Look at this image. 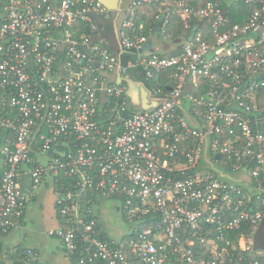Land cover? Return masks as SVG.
<instances>
[{"label": "built area", "instance_id": "1", "mask_svg": "<svg viewBox=\"0 0 264 264\" xmlns=\"http://www.w3.org/2000/svg\"><path fill=\"white\" fill-rule=\"evenodd\" d=\"M221 1L240 4L241 21ZM144 5L163 38L177 40L176 21L191 35L177 54L136 61L147 82L169 71L173 84H149L158 102L132 110L90 15L110 19L102 1L0 0V234L47 181L59 221L49 233L71 264H264L253 246L264 216V0H118L123 49L154 33L136 24ZM108 198L132 220L119 236L104 219ZM17 262L41 264L30 248L7 264Z\"/></svg>", "mask_w": 264, "mask_h": 264}, {"label": "crops", "instance_id": "2", "mask_svg": "<svg viewBox=\"0 0 264 264\" xmlns=\"http://www.w3.org/2000/svg\"><path fill=\"white\" fill-rule=\"evenodd\" d=\"M123 15V12L111 9L109 20L98 21L100 26L98 37L106 40L109 49L116 55L122 68V70L117 68L108 75H111V78L115 75H123L128 80L127 95L130 109L151 108L156 105L159 99L152 95L150 83L144 78L142 68L135 63L141 55L148 53L165 55L175 50L179 40L163 38L156 26L154 33L149 38L152 41L150 49L143 52L123 49L115 33V28L119 26ZM1 166L0 159V175ZM29 183L28 177H23L20 181V186L25 192L30 190ZM54 198L53 189L47 181L41 183L30 194V200L17 225L8 232L0 234V264H7L10 258L15 257L18 253L21 255L27 248L32 249L38 255L41 264H71L64 255L60 241L49 233V230L59 225Z\"/></svg>", "mask_w": 264, "mask_h": 264}, {"label": "trees", "instance_id": "3", "mask_svg": "<svg viewBox=\"0 0 264 264\" xmlns=\"http://www.w3.org/2000/svg\"><path fill=\"white\" fill-rule=\"evenodd\" d=\"M221 7L223 9V11L225 12L226 15H230L232 17V20L234 22H239L241 21L242 17L240 16L239 18H237L236 16H234L233 14L236 13V11H239L241 6L240 4L236 3V4H231V5H227L225 3V1H221L220 2ZM244 9H246L245 11L247 12V10H251L252 7L250 5H247ZM155 9L150 6V5H144L141 6V8L138 11V15H137V19H136V24H142V32L146 33L147 30L152 27L153 30L155 31L156 28V24L154 23V13H155ZM169 33L173 36L174 39H180L183 37H186L189 33L185 32L181 23L179 21L174 22V24L172 26H170L169 28ZM178 48L175 50H172L170 52H168L167 54H165L164 56H168L171 54H177L178 52ZM172 75L169 71H164L163 73L160 74V77L150 81V84L153 86H159L161 87L164 91H167L169 89V86H172L173 84V80L172 78L169 76ZM258 102L259 104L262 103V99H264V95H259L258 96ZM262 208H264V206H261ZM18 264V262H17Z\"/></svg>", "mask_w": 264, "mask_h": 264}, {"label": "rangeland", "instance_id": "4", "mask_svg": "<svg viewBox=\"0 0 264 264\" xmlns=\"http://www.w3.org/2000/svg\"><path fill=\"white\" fill-rule=\"evenodd\" d=\"M139 58H141V56ZM188 101V99L185 100V104H187ZM208 168L209 167H207V169ZM113 203V200H111L110 198L107 199L104 219L113 226L112 230L114 234H117V236H119L121 234H124L130 228V226L132 225V220L124 216L121 212L116 211L112 207Z\"/></svg>", "mask_w": 264, "mask_h": 264}, {"label": "water", "instance_id": "5", "mask_svg": "<svg viewBox=\"0 0 264 264\" xmlns=\"http://www.w3.org/2000/svg\"><path fill=\"white\" fill-rule=\"evenodd\" d=\"M102 1L108 8L110 9H115L118 0H100ZM113 4H112V3ZM95 20L100 21V18L98 17V15L91 13L90 14ZM159 27V24L157 25ZM191 35V33L189 34ZM152 46V41L150 39H148V41L146 43H144L141 48H139L138 50L140 52H143L144 50L150 49ZM220 155H217V157H219ZM254 243L253 246L255 249H262L264 250V216L262 218L261 224L258 228V230L256 231V233L254 234L253 237Z\"/></svg>", "mask_w": 264, "mask_h": 264}]
</instances>
